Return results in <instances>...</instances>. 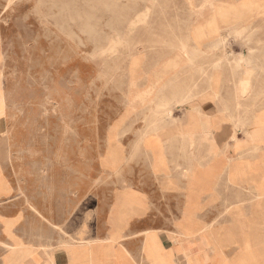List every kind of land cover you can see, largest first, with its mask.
<instances>
[{"label": "rangeland", "instance_id": "1", "mask_svg": "<svg viewBox=\"0 0 264 264\" xmlns=\"http://www.w3.org/2000/svg\"><path fill=\"white\" fill-rule=\"evenodd\" d=\"M252 5V0H0V162L18 189L15 206L5 214L23 211L14 232L50 251L62 241L72 243L69 235L84 227L91 240L107 238L116 187H128L136 173L150 169L144 139L152 129H167L156 123L176 117L179 107L195 104L182 99L197 95L200 74L209 77L220 65L240 74L248 69L243 82L249 89L250 76L264 73L263 30L221 29L229 26L232 11ZM215 9L219 16L210 23ZM205 20L209 30H198ZM200 32L217 36L219 43L199 52ZM240 49L250 56H237ZM254 81L264 84L263 78ZM262 97L255 95L256 105ZM119 146L124 161L111 170L108 155ZM72 176L79 187L74 197L66 191ZM223 192L229 197L231 190ZM256 196L240 194L248 213L249 199ZM58 201L68 209L65 221L38 216L40 206L54 209ZM232 206L224 199L204 213L227 216ZM154 209L159 220L142 228L172 229L176 222L166 226L162 218H176L181 205L160 200ZM3 254L0 249V264Z\"/></svg>", "mask_w": 264, "mask_h": 264}, {"label": "crops", "instance_id": "2", "mask_svg": "<svg viewBox=\"0 0 264 264\" xmlns=\"http://www.w3.org/2000/svg\"><path fill=\"white\" fill-rule=\"evenodd\" d=\"M263 1L252 0L253 5L244 11L240 7L234 9L229 26L219 27L261 29L260 41L264 46ZM212 13L210 23L219 16L217 9ZM216 22L221 23V18ZM198 27L200 31H208L209 22L202 21ZM197 39L201 53L219 43L217 36L201 37V32ZM240 55L250 56L245 49L237 52V56ZM219 56L222 55H216L215 60ZM250 68L255 71L254 66ZM213 69L209 77L203 76L204 72L200 74L197 95L182 99L195 104L179 107L176 117L156 123L166 125L167 129L158 132L152 129L144 139L142 152L150 159V169L136 173L128 187H116L106 219L105 239H89V231L84 227L73 236L68 234L72 243L63 246L62 241L52 251L27 244L14 232L23 211L14 216L5 214L8 208L15 206L18 189L8 169L0 162V227L3 232L0 235L6 238L0 241L4 253L1 264H264V84L253 82L255 77L264 79V73H253L246 90L241 84L248 69H242L241 74L229 66ZM242 94L245 96L240 99ZM256 94H263L257 105ZM261 112L262 117L257 116ZM174 127L181 133H176ZM119 148L116 154L108 155L111 170L119 169L124 161L121 146ZM173 171H177V175ZM71 178L66 191L74 197L79 194L78 179ZM226 189L231 190L229 197L224 196ZM243 191L257 195L249 199L253 200L249 213L243 204L246 197H240ZM260 191L261 198L258 197ZM224 199L230 200L231 206L235 205L227 216L204 213L208 206L217 208L223 204ZM160 200L173 208L181 205L176 218H162L166 226L167 222H176L173 228H142L148 220L153 223L159 220L154 217V207ZM27 202L30 205L29 200ZM58 203L54 209H47L46 204L40 206L38 216L46 222L62 223L67 219L64 215L68 209L64 210L63 203ZM69 239L65 240L70 242Z\"/></svg>", "mask_w": 264, "mask_h": 264}, {"label": "bare ground", "instance_id": "3", "mask_svg": "<svg viewBox=\"0 0 264 264\" xmlns=\"http://www.w3.org/2000/svg\"><path fill=\"white\" fill-rule=\"evenodd\" d=\"M194 2V1H193ZM227 5H232V4H227ZM94 29V28H93ZM211 34L213 33V34H216V35H219V32L216 30V29H212V30H210L209 31ZM199 33V31H196V34H198ZM199 36V35H198ZM201 36H203V35H201ZM82 42V41H81ZM1 60H0V65H1ZM166 75V74H165ZM158 76V75H157ZM161 81V80H160ZM246 85H249L247 82H243L242 84H241V86L242 87H245V89L246 90H248L247 89V86ZM168 114H171V112H169ZM111 151V150H110ZM250 168V167H249ZM242 172H244V171H242ZM241 175V174H240ZM242 176V175H241ZM243 177V176H242ZM231 180V179H230ZM134 195V194H133ZM263 196V193H262V191H260V195L258 196L259 198H261ZM133 197V196H132ZM137 204V203H136ZM232 210V209H231ZM234 211V210H233ZM45 220V219H44ZM190 231V230H189ZM192 232V231H191ZM191 234V233H190ZM188 235V234H187ZM49 251V250H48ZM51 257V256H50ZM55 259V258H54ZM52 262V261H51Z\"/></svg>", "mask_w": 264, "mask_h": 264}]
</instances>
